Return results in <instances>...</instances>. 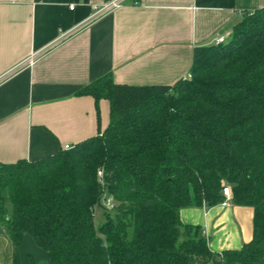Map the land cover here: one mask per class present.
Returning <instances> with one entry per match:
<instances>
[{
    "label": "trees",
    "instance_id": "trees-1",
    "mask_svg": "<svg viewBox=\"0 0 264 264\" xmlns=\"http://www.w3.org/2000/svg\"><path fill=\"white\" fill-rule=\"evenodd\" d=\"M190 73L172 86L104 76L78 92L109 102L104 131L39 161L0 163L13 246L29 236L52 264H264V7L225 43L197 48ZM226 186L254 209L253 240L214 253L180 211L224 203ZM104 193L117 207L98 226Z\"/></svg>",
    "mask_w": 264,
    "mask_h": 264
},
{
    "label": "crops",
    "instance_id": "crops-1",
    "mask_svg": "<svg viewBox=\"0 0 264 264\" xmlns=\"http://www.w3.org/2000/svg\"><path fill=\"white\" fill-rule=\"evenodd\" d=\"M106 1L0 0V163L39 161L97 136L110 123V104L78 96L81 89L107 75L121 85L172 86L190 76L197 48L230 38L245 13L264 7V0H128L88 22ZM180 219L202 227L214 253L253 240L254 209L232 198L182 209ZM27 245L35 255H20ZM36 248L29 236L15 248L0 224V264H13L15 252L21 264H52Z\"/></svg>",
    "mask_w": 264,
    "mask_h": 264
},
{
    "label": "built area",
    "instance_id": "built-area-1",
    "mask_svg": "<svg viewBox=\"0 0 264 264\" xmlns=\"http://www.w3.org/2000/svg\"><path fill=\"white\" fill-rule=\"evenodd\" d=\"M127 1L128 0H108L101 5L95 6L93 8V13H92L90 19L88 20V22L96 21L102 17H105L106 15L113 13L114 11L119 9L120 7H123L127 3ZM134 3L136 5L139 4L138 0H135ZM74 8H75V5H72L71 10H74ZM226 41H227L226 38H218L216 40V45L225 43ZM35 58H36V55H32L30 57V59L27 61V63L30 66L33 65ZM188 78H191V76H189ZM72 147L73 146H66L64 149L65 150H71ZM104 176H105L104 170L99 169L97 172V177L99 179L100 184L103 187H105ZM222 193L227 200H230L232 198V192H231V188L229 186H226L223 189ZM101 204H102V208L104 209V211L109 212V213H114L116 210V207H117L113 198L108 193H104Z\"/></svg>",
    "mask_w": 264,
    "mask_h": 264
},
{
    "label": "rangeland",
    "instance_id": "rangeland-1",
    "mask_svg": "<svg viewBox=\"0 0 264 264\" xmlns=\"http://www.w3.org/2000/svg\"><path fill=\"white\" fill-rule=\"evenodd\" d=\"M249 208H252V207H249ZM95 220H96V224L98 226L102 225L105 222V211L103 208L98 207L96 209V219ZM36 249H38V248H36ZM39 251H41V250L39 249ZM41 252L43 253V251H41ZM20 255H35V254H34L32 248L29 245H27L23 248Z\"/></svg>",
    "mask_w": 264,
    "mask_h": 264
}]
</instances>
